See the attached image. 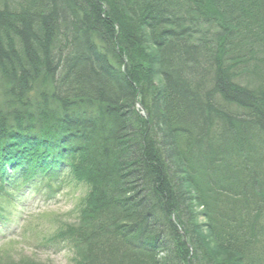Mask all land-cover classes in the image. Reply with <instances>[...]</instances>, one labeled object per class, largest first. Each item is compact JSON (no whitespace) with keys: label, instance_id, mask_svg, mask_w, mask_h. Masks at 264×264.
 I'll return each instance as SVG.
<instances>
[{"label":"trees","instance_id":"obj_1","mask_svg":"<svg viewBox=\"0 0 264 264\" xmlns=\"http://www.w3.org/2000/svg\"><path fill=\"white\" fill-rule=\"evenodd\" d=\"M179 1L189 12L230 10L228 43L205 14L201 30L184 23ZM34 2L0 0L9 115L0 126V223L23 187L51 197L82 184L73 220L49 237L39 232L47 244L67 243L75 264H264V120L251 131L260 145L250 163L235 148L250 124L227 113L264 115V27H243L264 21V0ZM162 14L169 19L157 22ZM79 24L97 28V39ZM12 67L20 91L9 84ZM64 91L76 101L44 111L71 98ZM22 259L10 262L36 264Z\"/></svg>","mask_w":264,"mask_h":264},{"label":"rangeland","instance_id":"obj_2","mask_svg":"<svg viewBox=\"0 0 264 264\" xmlns=\"http://www.w3.org/2000/svg\"><path fill=\"white\" fill-rule=\"evenodd\" d=\"M33 191L32 186L26 187L24 196L8 210V221L0 224V263L27 258L24 261L32 259L36 264H75L68 244L45 245L39 232L47 234L59 221L73 220L75 207L87 188L82 184L65 185L50 199L45 192L41 196L33 195Z\"/></svg>","mask_w":264,"mask_h":264},{"label":"bare ground","instance_id":"obj_3","mask_svg":"<svg viewBox=\"0 0 264 264\" xmlns=\"http://www.w3.org/2000/svg\"><path fill=\"white\" fill-rule=\"evenodd\" d=\"M36 2H40L41 3V2H43V0H35V2L32 3V4H35ZM41 5H42V3H41ZM41 5H40V7H41ZM177 6H179L178 11H181V9H180V7H181L183 9V11L186 13V14H182L183 16L180 15L178 17L181 18L184 23H187V22L193 23L196 26L195 28L198 29V30H201L202 24L199 21H197L196 18H199L200 14L207 15L209 17V19H210L211 24L215 26L214 28L217 29V31L221 32L223 35H226L224 37V39H223V42L226 43V44L228 43L227 42L228 32H226L225 26L230 24V20H232L231 19V13L232 12H230V10H229V12H224V13L223 12L214 13V12L211 11V8L204 7L203 10L200 9L199 11L194 12V10H196V9L193 8L189 12V10H187L189 6L187 7L186 5H184L180 1L177 4ZM87 12H90V11L87 10ZM190 15L193 16V17L189 18ZM166 18L169 19V16H167V15L164 16L162 14L161 18H159L160 20L156 19V21L160 22V21L165 20ZM88 20L89 19H87V21ZM180 24H181V22H179L178 25H180ZM182 25H184V24L182 23ZM78 26H79V28H80V26H82L83 27L82 31H84V32H86L88 34L90 32H92V35L94 36V38L97 39V35H96V33H94L96 31H93V30H96L97 28H91V27H88V26H83L82 24H79ZM244 26L245 27L251 26L252 30L255 31L256 33H258L259 31H261L263 29L264 21L262 19L250 18L248 21H244L243 27ZM205 28L207 29L206 26H205ZM99 31L102 32L101 29H99ZM0 35H3V32L0 33ZM167 35L168 34L164 35L163 37H165ZM187 36H188V33H187ZM196 37H197L196 33L194 31H191V33L189 34V36L186 39H187V41L192 42V41L196 40ZM62 55L63 56L66 55L65 51L62 52ZM125 59L127 60V58H125ZM126 60H123L121 65L126 64ZM37 63L40 64V62H37ZM127 64H128V62H127ZM26 67H28V65H26ZM31 67L34 68V64L31 65ZM133 70L134 69L131 70L130 67H129V71L128 72H131ZM125 71H126V75H127V70L124 69V72ZM209 75H210V73H209ZM219 75H221V74H219ZM7 76H8V70H7ZM9 76L11 77L9 84L13 88H15L17 91H20L19 89H17V86H18L17 85V78L19 76V74H17V70L15 71V69L12 67L10 69ZM223 76L226 79L230 75L229 74H224ZM226 81H227L228 85H230V77L228 78V80L226 79ZM237 82L241 84L240 80H238ZM232 83L235 84V78L231 80V84ZM244 85H246V84H244ZM244 85H243V87H245ZM2 88H3V79L0 77V126H2V127L6 126L8 128V116H9L8 115V110H7L8 105L7 104H3V102L1 101V95L4 96V93L2 92ZM72 91L74 92L73 89H72ZM64 93H65V91H64ZM208 93H209V95H207V97L209 99L213 100L212 102H214L216 104L219 101H220V104H221V102H223L221 100V99H223V96H221L219 93H216V92L211 93L210 91H208ZM65 94H67L71 98H64L62 100L55 99L54 101H52V99H51L50 102H47V103H50L49 105L43 106L44 111L51 112V110H50L51 107H55V106H58L60 104L69 105V104L74 103L76 101V98L72 97L71 93H65ZM25 99H29V98H25ZM138 101L139 100L137 99V104H136L137 108L140 109L139 111L144 117L147 116L144 106H142V104L140 102L138 103ZM23 102H25L24 99H23ZM25 103L27 105H29L27 102H25ZM28 108H30V107H27V108H24V109L27 110ZM234 108L235 109H229L227 111V113L229 114L230 122H232L233 124H238V123H241V122L247 120L249 122V124H250V127H247L245 129L243 128V129L239 130L240 133H243V139H242V142L237 143V145L235 146V148L237 149L236 153L238 154V157H242L244 159H248V161L250 163H252L253 158H254V154H256V150H257V148H258V146L260 144H255L256 143V140H255L256 137H255L254 133L251 134V131H252L253 126H259V123L263 122L262 120H264V115H263V113L261 114L262 115L261 119L258 118V117L257 118L252 117L253 119H250V116L246 114L247 111L243 110L244 107H239V108L234 107ZM25 120L26 119H23V121H25ZM213 176L214 175H212V177Z\"/></svg>","mask_w":264,"mask_h":264}]
</instances>
